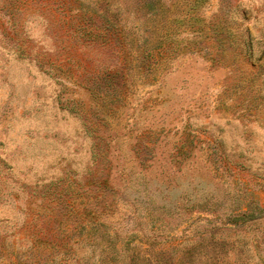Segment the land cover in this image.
I'll list each match as a JSON object with an SVG mask.
<instances>
[{"label": "rangeland", "instance_id": "1", "mask_svg": "<svg viewBox=\"0 0 264 264\" xmlns=\"http://www.w3.org/2000/svg\"><path fill=\"white\" fill-rule=\"evenodd\" d=\"M0 264H264V0H0Z\"/></svg>", "mask_w": 264, "mask_h": 264}]
</instances>
